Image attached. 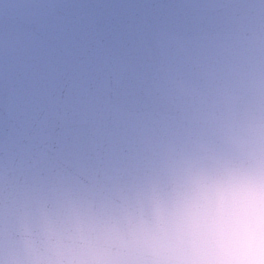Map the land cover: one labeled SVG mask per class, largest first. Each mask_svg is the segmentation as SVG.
<instances>
[{"label": "water", "instance_id": "95a60500", "mask_svg": "<svg viewBox=\"0 0 264 264\" xmlns=\"http://www.w3.org/2000/svg\"><path fill=\"white\" fill-rule=\"evenodd\" d=\"M0 264H264V0H0Z\"/></svg>", "mask_w": 264, "mask_h": 264}]
</instances>
